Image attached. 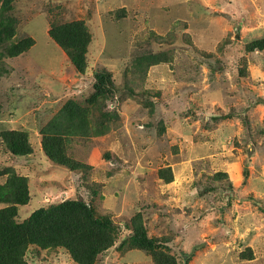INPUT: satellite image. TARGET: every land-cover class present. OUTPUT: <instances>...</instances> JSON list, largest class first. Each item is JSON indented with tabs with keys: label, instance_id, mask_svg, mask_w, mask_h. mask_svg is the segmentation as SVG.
Segmentation results:
<instances>
[{
	"label": "rangeland",
	"instance_id": "rangeland-1",
	"mask_svg": "<svg viewBox=\"0 0 264 264\" xmlns=\"http://www.w3.org/2000/svg\"><path fill=\"white\" fill-rule=\"evenodd\" d=\"M7 11L0 166L27 176L31 193L17 221L83 198L115 227L96 264H264V48H249L264 37V0H13ZM73 20L91 33L83 73L49 34ZM28 37L29 49L5 54ZM98 73L106 94L88 101ZM69 101L78 128L99 127L71 132ZM53 122L82 169L45 156L41 130ZM8 128L29 133L31 155L7 151ZM140 224L154 251L134 244ZM25 260L78 264L66 248L35 244Z\"/></svg>",
	"mask_w": 264,
	"mask_h": 264
},
{
	"label": "trees",
	"instance_id": "trees-1",
	"mask_svg": "<svg viewBox=\"0 0 264 264\" xmlns=\"http://www.w3.org/2000/svg\"><path fill=\"white\" fill-rule=\"evenodd\" d=\"M12 1L0 0V41L2 36L14 35L12 26L14 18L5 14ZM10 30L12 33L9 35ZM49 34L66 50L75 68L83 73L87 67L86 57L91 43V33L87 24L83 20L51 23ZM34 44L33 38H25L5 54L19 55ZM249 48L263 49L264 37L254 39ZM96 78L95 91L88 101H95L97 97L106 94V74L98 73ZM75 107L80 109V105L75 101H69L63 108V112L67 113V120L73 125L71 132L86 134L99 127L85 125L83 122L78 128L77 118L80 113ZM1 133L2 141L12 155L26 157L33 153V145L27 131L8 128ZM97 133L101 134L99 130ZM41 134L42 149L53 163L66 166L72 171L86 166L68 154L64 122L61 125L58 122L47 125L41 130ZM5 168L0 166V177L6 175L4 183H0V203H7L0 207V264H26L25 254L31 244L45 249L63 247L78 264H96L99 254L114 244L113 223L98 218L93 208L83 198H68L49 207L36 208L25 220L17 221L19 206L26 205L31 200L28 177L17 173L14 167ZM161 177H165L168 182L172 181L170 168L162 170ZM133 240L140 248L155 250L156 241L148 236L142 224L137 226Z\"/></svg>",
	"mask_w": 264,
	"mask_h": 264
}]
</instances>
